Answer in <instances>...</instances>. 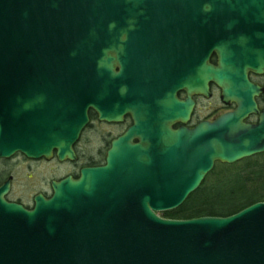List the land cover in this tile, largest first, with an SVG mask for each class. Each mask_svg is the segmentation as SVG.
<instances>
[{"label":"water","instance_id":"obj_1","mask_svg":"<svg viewBox=\"0 0 264 264\" xmlns=\"http://www.w3.org/2000/svg\"><path fill=\"white\" fill-rule=\"evenodd\" d=\"M127 34L150 65L173 62L154 131L141 145L119 138L105 166L52 181L30 210L5 200L9 180L0 185V264H264V200L223 217L159 214L180 207L215 162L264 152V109L257 124L243 122L257 112L250 99L213 123L169 127L194 106L176 90L205 95L209 81L226 84L224 99H236L237 84L252 90L209 57L236 40L264 46V0H0V158L73 160L90 108L120 117ZM157 73L140 84L169 83Z\"/></svg>","mask_w":264,"mask_h":264},{"label":"flooded vegetation","instance_id":"obj_2","mask_svg":"<svg viewBox=\"0 0 264 264\" xmlns=\"http://www.w3.org/2000/svg\"><path fill=\"white\" fill-rule=\"evenodd\" d=\"M132 40L133 37L130 35L127 34V36H124V41L127 45L125 46L123 57L125 83L122 86L124 94L122 96V113L120 117L117 119L104 120L100 118L95 108H90L87 112L88 122L81 130L78 139L72 146L75 155V159L73 160L65 159L59 161L55 152H53L52 157L49 159L45 157L29 159L21 153H15L8 159L0 158L7 163L6 166H1L0 168V185L7 180L10 182L9 192L5 195L6 201L22 205L25 209L30 210L33 208V199L36 195L41 194L46 199L51 197L52 181H60L67 177L76 180L80 177L81 170L84 168L105 166L113 142L119 138L126 136L128 144L141 145L145 136L151 134V130L154 131L157 118H161L160 110L156 107L155 100L156 98L157 100L161 98L163 90L169 92L171 95L174 83L173 80L176 81L173 74V62L169 60L168 65L161 64L160 62L159 64L150 65L148 63L149 60L142 57L138 52H134L133 48L128 45ZM224 43L223 41L222 44ZM209 64L224 72H235L239 75L243 74L245 81L251 86L252 90L245 93L241 85L237 84L236 88H238V95L236 99H224L223 86L226 87V84L221 86L213 81L208 82L205 95L188 94L185 89L176 90L175 98L177 100H185L190 97L191 100L194 101V106L189 117L185 121L180 119L171 121L169 123L170 129L175 131L182 127L186 130H192L200 122L205 121L213 123L221 115L235 111L239 105V101L242 102L248 99L255 103L257 112L248 113L246 117L243 118V122L252 125L257 124L260 113L264 109V46L258 47L257 42L253 40L240 42L236 40L233 46H223L222 54L213 51L209 57ZM258 65L261 67L259 68ZM119 69L120 66L115 64L113 71L118 72ZM156 72H158L157 74L160 72L168 73L169 83L164 85L153 84L152 80L154 77H151V79H149L150 82L146 85L140 84L141 74H143V76H153ZM146 88L156 90L155 94L140 98L139 92ZM160 90L161 94L159 93ZM113 102H115L114 97L111 98V103ZM118 111L121 112V110ZM200 111H205V114L201 115ZM260 154H264V152ZM52 162H54V166L49 165ZM30 164L47 166L53 175L48 179L45 178L44 181L41 180V182L43 181L44 189L35 192L29 201L25 202L23 197L21 195H16L14 191V171L20 167L32 170ZM217 164L222 163L215 162L212 170ZM27 173L28 179L31 178V173Z\"/></svg>","mask_w":264,"mask_h":264},{"label":"trees","instance_id":"obj_3","mask_svg":"<svg viewBox=\"0 0 264 264\" xmlns=\"http://www.w3.org/2000/svg\"><path fill=\"white\" fill-rule=\"evenodd\" d=\"M242 166L221 176L217 166L206 176L196 191L177 209L160 215L169 219H190L200 216H229L264 200V154L233 163ZM220 165V164H219Z\"/></svg>","mask_w":264,"mask_h":264},{"label":"rangeland","instance_id":"obj_4","mask_svg":"<svg viewBox=\"0 0 264 264\" xmlns=\"http://www.w3.org/2000/svg\"><path fill=\"white\" fill-rule=\"evenodd\" d=\"M201 115L205 114V111H200ZM6 162L0 159V168L1 166H6ZM54 166V162L51 164ZM243 163H241L239 166H234L233 164H218L217 170L221 176H225L228 174L234 173L237 168L242 166ZM31 169H24L23 167H20L18 169H15L14 171V181H13V186H14V191L16 195H21L23 197V200L29 201L31 196L38 191H41L44 189L43 186V181L45 178L51 177L53 174L49 170L47 166L43 165H35V164H30ZM31 173V178L28 179V173ZM55 174V173H54ZM208 177V176H207ZM206 179V178H205ZM41 180H43L41 182ZM161 214V213H159Z\"/></svg>","mask_w":264,"mask_h":264}]
</instances>
